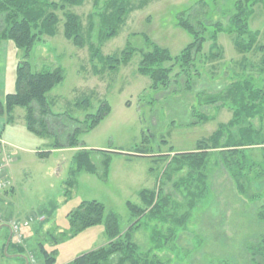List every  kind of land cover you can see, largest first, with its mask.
Returning a JSON list of instances; mask_svg holds the SVG:
<instances>
[{
    "label": "rangeland",
    "instance_id": "374dc122",
    "mask_svg": "<svg viewBox=\"0 0 264 264\" xmlns=\"http://www.w3.org/2000/svg\"><path fill=\"white\" fill-rule=\"evenodd\" d=\"M104 1L99 0L97 8H101ZM196 1L132 0L133 12L117 35L105 42L97 36L96 19L89 31L90 14L97 8L94 0H85L80 7L67 8L81 21L82 35L87 42L83 48L75 47L64 38L63 16L57 12L61 22L56 35L42 37L27 60L32 72L63 70L62 83L46 95L50 110L46 132L35 136L25 129L24 109L15 108L17 122L13 126H6V116L0 115V131L7 143L2 147L0 161L9 160L4 175L8 176L7 186L5 191H0V214L4 219L19 223L30 221L21 231L20 245L27 248L25 252L7 246L4 231H0V264H22L20 258L23 257L31 258L33 264H43L37 253V242L46 251H55L54 264H68L84 253L104 247L108 240L103 224L60 240L57 245L49 242L50 237L46 238L48 233L60 239L59 232L69 229L67 214L84 201H96L107 212L114 213L121 233L135 220L126 204L140 206L142 190L160 189L162 197L169 196V209L183 204L182 193L173 187L183 174L172 175L171 181L166 180L169 169L167 175H162L170 158L175 153L194 151L198 141L208 138L219 125H225L232 114L228 105H206L204 97L247 78L264 90V76L257 71L260 54L240 55L231 36L225 32L218 35L214 49L208 40L212 28L206 33L202 54L186 72L188 76L183 73L175 78L180 72L175 66L170 85L154 90L150 88V79L138 74L142 54L151 52L154 46L176 57L190 43L189 36L176 27L175 22L179 14ZM204 2L207 8L202 10L199 9L202 6L196 5L188 14L192 26L198 30V22L206 25L220 22L225 28L234 12V0H218L216 5ZM249 27L262 31V8H254ZM88 44L98 46L103 57H120L126 47L132 49L133 54L127 65L114 71L104 70L97 60L90 62ZM258 44L264 45L263 36ZM211 54L218 55L208 58ZM22 59L23 53L12 42L0 43V108L5 95L15 92V87L10 86ZM169 66L171 64L164 65ZM186 81L190 84L188 89ZM103 102L110 107L109 114L96 127L86 130ZM202 116L207 119L203 120ZM258 120L254 118L250 123L263 134L264 118ZM247 125L248 121L243 120L231 134L238 138V130ZM74 132L78 144L76 148H69L66 139ZM261 147H251L244 152L246 170L242 184L246 194L238 192L227 170L219 166L220 161L216 159L218 164L215 165L214 156L211 158L206 170L208 188L204 197L193 209L187 224L178 228L175 238L167 244L157 246L158 241L153 238L165 235L170 223L141 218L139 229L132 237L140 253L149 258L157 257L165 264H252L248 248L264 233V219L259 218L264 208V177L263 181H256L259 173L264 174ZM137 149L152 154L138 157L133 153ZM83 150L90 153L93 174L76 169L73 158ZM38 153L45 155L39 157ZM248 195L257 198L250 199ZM39 216L45 219L41 225ZM156 233L159 235L154 237ZM14 242L15 238L12 244Z\"/></svg>",
    "mask_w": 264,
    "mask_h": 264
},
{
    "label": "trees",
    "instance_id": "16d2710c",
    "mask_svg": "<svg viewBox=\"0 0 264 264\" xmlns=\"http://www.w3.org/2000/svg\"><path fill=\"white\" fill-rule=\"evenodd\" d=\"M131 1L105 0L102 7L97 8L99 0H94V7L97 9L93 14H90L89 31L93 29L92 23L96 19L98 23L97 36L100 41L106 42L115 37L128 15L134 10ZM204 1L197 0L192 7L179 14L175 22L176 27L183 30L190 38V43L182 49L178 56L171 57L168 50L156 46L151 52L142 54L137 72L150 79L151 89H166L171 83L170 75L175 66L180 69V72L175 74V78L180 77L183 73H185L184 76L187 75L186 72L193 68L197 57L202 54L207 42L206 33L210 28L212 31L209 33L208 40L212 42L211 47L213 46L214 49L217 48L218 35L225 32L231 36L233 46L240 55L259 53L257 71L261 76H264V45L258 44L259 38L264 37V28L262 31H253L249 27L254 8L260 7L264 10V0H234V12L228 19L225 28L220 22L214 25L198 22L199 29L197 30L191 24L189 13L196 5L202 6L199 8L202 10L207 8ZM207 1L208 3L211 1L215 5L218 2V0ZM84 2L85 0H56V2L49 0H0V43L12 42L16 49L23 53V59L18 63L15 71V92L5 96L4 103L0 108V115L6 116L7 124L13 122L14 109L21 108L25 111V127L29 133L43 136L46 132L47 119L50 115L46 95L55 86L62 83L63 70L55 68L47 72H32L27 60L31 50L36 43L41 41L42 37L52 38L56 35L57 26L61 22L57 12H61L63 16L64 38L78 48H83L87 44L82 35V24L79 17L67 10V8L80 7ZM204 14L206 15V12ZM88 50L91 63L97 60L104 70L112 71L122 65H127L133 54V50L127 47L121 52L120 57H103L100 55L98 46L93 44H88ZM217 55L211 54L208 58H215ZM165 64H171V66L164 67ZM245 66L242 67L244 71ZM186 83V89H188L190 84L188 81ZM204 103L206 105L217 103L228 105L232 112L231 119L225 125H219L208 138L198 141L194 151L175 153L170 158L162 175H167L169 169L170 173L166 180L171 181L172 175L183 174L173 183L175 191L181 192L183 195V204L177 208L173 206L169 209V196L162 197L160 189L156 191L142 190L139 193L142 203L140 206L129 202L126 204L135 220L124 233H121L118 218L114 213L107 212L96 201L81 202L66 216L69 225L68 231L59 232L60 239L54 238L48 233H46V238L50 237L49 242L57 245L60 240L73 238L89 228L103 224L108 243L104 247L76 257L68 264H165L157 257L149 258L147 254L142 255L132 240L133 233L139 229L140 219L147 217L163 224L170 223V227L166 228L165 235L153 238L155 242L158 241L157 246H163L172 241L177 229L187 224L193 209L207 191L208 174L206 170L213 156V163L217 165V160L220 161L219 166L223 165L227 170L228 176L238 192L246 194L242 184L244 169L246 170L244 152L255 146H262L261 148L264 150V133L253 128L250 123L254 118H258V121L264 118V90L256 87L251 78H247L230 84L220 92L204 97ZM109 112L110 107L106 102H103L86 130L96 127ZM202 119L206 120L207 118L202 116ZM243 120L248 121V125L240 128L238 138H235L231 134V130L240 126ZM77 144L76 132H74L67 137L66 146L76 148ZM133 153L138 157L152 154L140 149ZM89 155V152L83 150L73 158L77 171L91 174L95 172ZM42 156L43 154H39V157ZM108 163L106 160V167ZM263 175V173H259L256 181H263ZM65 195H68L67 191ZM248 197L250 199L257 198L254 195H248ZM178 209L181 210L180 214L177 213ZM263 213L264 208H261L260 220L264 219ZM158 235L156 233L154 237ZM10 245L17 252L27 250L15 242L8 246ZM36 247L43 264L55 263V251H46L39 242ZM248 251L252 264H264V233L260 235L254 245L248 248Z\"/></svg>",
    "mask_w": 264,
    "mask_h": 264
},
{
    "label": "built area",
    "instance_id": "2783aa9c",
    "mask_svg": "<svg viewBox=\"0 0 264 264\" xmlns=\"http://www.w3.org/2000/svg\"><path fill=\"white\" fill-rule=\"evenodd\" d=\"M8 163H9L8 159H4V160L0 161V191H3L7 186V183L3 180V178L5 175V169L8 166ZM29 222L30 221L18 223L16 221H12V220L8 222L9 228H10V230L13 234V237L15 238L17 244L22 243L21 231L23 228H26L29 225ZM2 223H3V220H2V216L0 214V225ZM29 263L33 264V260L31 258L29 259ZM34 264H35V262H34Z\"/></svg>",
    "mask_w": 264,
    "mask_h": 264
},
{
    "label": "crops",
    "instance_id": "0c3cea01",
    "mask_svg": "<svg viewBox=\"0 0 264 264\" xmlns=\"http://www.w3.org/2000/svg\"><path fill=\"white\" fill-rule=\"evenodd\" d=\"M5 67V66H4ZM6 68V67H5ZM14 82H15V79L12 81V86H10V87H15V84H14ZM5 90V89H4ZM14 93V92H13ZM8 94H12V93H7L6 95H8ZM5 95V96H6ZM16 111H17V109H14V111H13V114H12V116H13V122H11V123H9V124H7L6 126H13V125H15V122H17V118H16ZM24 116H25V114H24ZM2 117V116H1ZM24 121H25V118H24ZM25 125V124H24ZM3 128V127H2ZM4 128H5V126H4ZM4 128H3V130H4ZM25 129H26V127H25ZM1 132V135H0V145H1V147H3L4 148V145H6L7 143L3 140V138H2V131H0ZM2 148V149H3ZM39 154H42V153H38V155ZM44 155V154H43ZM4 159H6V158H4ZM6 173V172H5ZM3 180L5 181V182H8V176L6 175V177L4 176V178H3ZM2 219H3V224L4 225H2V227H4V226H7V223L9 222V221H11V219H4L3 217H2ZM41 220V221H40ZM12 221H15V220H12ZM40 221V222H39ZM44 221H45V219L43 218V216H39V218H38V223H39V225H41V224H43L44 223ZM17 222V221H16ZM23 222H25V221H23ZM19 223V222H18ZM22 223V222H21ZM28 227V226H27ZM26 227V228H27ZM24 229V228H23ZM22 229V230H23Z\"/></svg>",
    "mask_w": 264,
    "mask_h": 264
},
{
    "label": "flooded vegetation",
    "instance_id": "af4514ba",
    "mask_svg": "<svg viewBox=\"0 0 264 264\" xmlns=\"http://www.w3.org/2000/svg\"><path fill=\"white\" fill-rule=\"evenodd\" d=\"M4 224H1L0 226H2ZM4 231V243H6V245L8 246L9 244H12V240H13V234L11 233L10 229H6V228H2L1 231ZM22 261V264H26V258H20Z\"/></svg>",
    "mask_w": 264,
    "mask_h": 264
},
{
    "label": "water",
    "instance_id": "95a60500",
    "mask_svg": "<svg viewBox=\"0 0 264 264\" xmlns=\"http://www.w3.org/2000/svg\"><path fill=\"white\" fill-rule=\"evenodd\" d=\"M0 151H1V148H0ZM2 228L9 229L8 226H4V227L0 226V231H1ZM26 264H28V263H27V260H26Z\"/></svg>",
    "mask_w": 264,
    "mask_h": 264
}]
</instances>
